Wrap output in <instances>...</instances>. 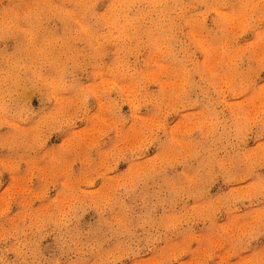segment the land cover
Wrapping results in <instances>:
<instances>
[{"label":"clouds","instance_id":"clouds-1","mask_svg":"<svg viewBox=\"0 0 264 264\" xmlns=\"http://www.w3.org/2000/svg\"><path fill=\"white\" fill-rule=\"evenodd\" d=\"M0 264H264V0H0Z\"/></svg>","mask_w":264,"mask_h":264}]
</instances>
